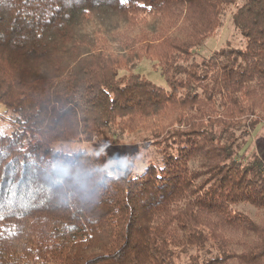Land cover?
<instances>
[{"label":"trees","instance_id":"1","mask_svg":"<svg viewBox=\"0 0 264 264\" xmlns=\"http://www.w3.org/2000/svg\"><path fill=\"white\" fill-rule=\"evenodd\" d=\"M0 106V264H264V0H0Z\"/></svg>","mask_w":264,"mask_h":264},{"label":"rangeland","instance_id":"2","mask_svg":"<svg viewBox=\"0 0 264 264\" xmlns=\"http://www.w3.org/2000/svg\"><path fill=\"white\" fill-rule=\"evenodd\" d=\"M232 11V8L225 10L222 15V27L219 30L218 35L215 38H209L206 41L204 46L196 53L198 56H208L212 51L222 47L226 42H229L234 47L242 46L243 41L241 36L231 25L230 18ZM152 64L151 61L142 60L134 71L144 75L155 85L165 87L164 79L158 70H153ZM10 120L11 115L5 111L4 107L0 106V130L9 131ZM143 138L144 135L136 133L132 135H123L116 141H111L106 144L94 142L91 144H82V146H85L88 151L105 155L110 162L124 161L127 157L137 153L136 169L139 170L144 167V163L147 159V154L143 153L145 151L141 152L142 149L139 147ZM148 149L151 150V147ZM240 152L245 158L252 153L264 158V120H262L261 124L255 131L249 132L245 137V143ZM141 154H143V156ZM240 207L250 214H255V210L248 205H241Z\"/></svg>","mask_w":264,"mask_h":264},{"label":"snow or ice","instance_id":"3","mask_svg":"<svg viewBox=\"0 0 264 264\" xmlns=\"http://www.w3.org/2000/svg\"><path fill=\"white\" fill-rule=\"evenodd\" d=\"M120 2H121V3H126L127 0H120ZM126 165H127V164L121 165V167H124V166H126Z\"/></svg>","mask_w":264,"mask_h":264}]
</instances>
